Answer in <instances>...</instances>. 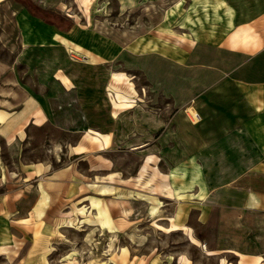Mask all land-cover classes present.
<instances>
[{
    "label": "rangeland",
    "instance_id": "obj_1",
    "mask_svg": "<svg viewBox=\"0 0 264 264\" xmlns=\"http://www.w3.org/2000/svg\"><path fill=\"white\" fill-rule=\"evenodd\" d=\"M31 5L53 23L32 17ZM260 12L264 0H0L6 74L35 99L43 122L55 124L62 114L69 129L57 145L37 150L26 141L12 149L0 135V264H215L218 256L204 255L196 239L204 237L206 217L208 227H216L223 212L211 206L244 199L231 188L235 183L227 185L234 179L228 175L253 162L211 160L222 147L212 145L205 124L211 84L206 79L197 87L192 80L197 69L206 78L211 66L195 64V51L210 49ZM125 29L136 32L126 44L109 37ZM160 33L192 38L195 47L174 53ZM237 37L256 39L247 27L229 38ZM147 56L159 60L164 75L142 68ZM72 63L75 87L65 90L54 77ZM175 69L176 86L168 79ZM174 91L183 97L175 101ZM22 108H0V124ZM189 108L199 118L194 124ZM96 132L109 146L86 145L85 160L71 155L84 133ZM73 164L85 180L73 177ZM103 217L110 224L100 228ZM227 259L234 264V257Z\"/></svg>",
    "mask_w": 264,
    "mask_h": 264
},
{
    "label": "crops",
    "instance_id": "obj_2",
    "mask_svg": "<svg viewBox=\"0 0 264 264\" xmlns=\"http://www.w3.org/2000/svg\"><path fill=\"white\" fill-rule=\"evenodd\" d=\"M138 27L141 29L143 25L139 24ZM239 27L250 28L256 39L250 43L238 37L229 38ZM135 33L134 30L125 29L119 30L117 34L112 32L109 37H114L113 39L120 44H126ZM159 38L173 44L174 53H176V47L194 48L196 44L194 39L183 36L170 39L163 37L160 33ZM61 42L66 43V40L61 37ZM209 48H206L203 53L195 51L197 59L195 64L205 60L206 64L211 66L209 74L205 78L200 69H197L192 73L193 79L190 77L189 81L191 82L192 79L197 87L206 79L211 84V90L206 94L208 108L205 124L212 130V145L222 146L218 152L212 154L211 160H251L253 163L247 167L236 166V171L228 175L234 179L227 185L235 183L236 186L231 188H237L244 199L235 202L225 201L221 205L211 206L210 208L219 207L223 212L215 223L216 227H208V217H206L205 226H202L204 237L196 241L200 244L202 252V244H204L206 252L214 254L208 255L203 252L204 255L218 256L215 264H219L220 257L225 259V264H233L227 259L228 256L234 257V264H264V12L236 23L225 36L214 41V45ZM68 51L74 52L72 49ZM192 56L194 54L190 55V58ZM172 58L175 60L176 54H173ZM156 59L155 56L144 57L142 68L164 75L165 71L161 70L159 60ZM104 64L110 65V62ZM7 68L8 65L0 60V108L7 111L13 110L18 105H23V108L0 124V135L5 137L12 149L19 145L20 141H26L31 150H37L45 145H57L64 132L69 130L68 120L63 118L62 114H58L55 124L43 122L42 110L38 103L18 82L13 73L6 74ZM77 68L72 63L61 69L64 71L63 75L54 79L65 90L74 88L73 80ZM168 79L172 80L176 86V69ZM95 87H101V84L96 83ZM172 97L176 101L183 96L174 91ZM184 97L188 95L185 94ZM110 111L114 112V108ZM187 112L193 113L190 108ZM29 122L33 125L26 131L24 129ZM91 124L89 122L85 130L90 128ZM101 134L96 132L95 135L88 137L84 133L79 143L70 146L71 155L81 156V160H85L87 159L85 154L90 150H85L86 145L89 148L97 147L98 151H101V146H109L108 137H102ZM233 145H237L235 150L229 147ZM239 145L245 147L240 148ZM232 152H236L235 157H232ZM13 155L16 159L18 151ZM95 158L97 159L95 164H100V155ZM71 170L73 177L81 180L87 178L77 170L74 164ZM95 170L98 168L94 169V172ZM104 176L107 177V175ZM250 177L252 181L247 180ZM95 182L111 184L110 180ZM34 193L37 194V191L35 190ZM104 224L106 226L110 224L107 217H103L102 226L99 227L105 228ZM100 228H97L99 232L104 231L108 234V231Z\"/></svg>",
    "mask_w": 264,
    "mask_h": 264
},
{
    "label": "trees",
    "instance_id": "obj_3",
    "mask_svg": "<svg viewBox=\"0 0 264 264\" xmlns=\"http://www.w3.org/2000/svg\"><path fill=\"white\" fill-rule=\"evenodd\" d=\"M29 12L35 16H37L38 18H40L41 20H44L48 23H53V21L51 19H49L48 17V12L39 8L36 5H31V7L28 8Z\"/></svg>",
    "mask_w": 264,
    "mask_h": 264
},
{
    "label": "bare ground",
    "instance_id": "obj_4",
    "mask_svg": "<svg viewBox=\"0 0 264 264\" xmlns=\"http://www.w3.org/2000/svg\"><path fill=\"white\" fill-rule=\"evenodd\" d=\"M188 115H189V116H193V117L195 118V120L192 121L191 123L194 124V123H196L197 121H199V118L197 117V114H196V113L193 112V113H189Z\"/></svg>",
    "mask_w": 264,
    "mask_h": 264
}]
</instances>
